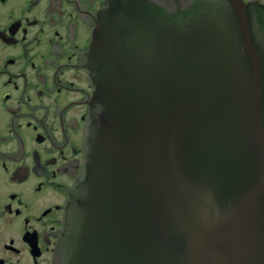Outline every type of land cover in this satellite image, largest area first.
I'll list each match as a JSON object with an SVG mask.
<instances>
[{"label": "water", "instance_id": "95a60500", "mask_svg": "<svg viewBox=\"0 0 264 264\" xmlns=\"http://www.w3.org/2000/svg\"><path fill=\"white\" fill-rule=\"evenodd\" d=\"M115 4L59 264H264V3Z\"/></svg>", "mask_w": 264, "mask_h": 264}, {"label": "flooded vegetation", "instance_id": "af4514ba", "mask_svg": "<svg viewBox=\"0 0 264 264\" xmlns=\"http://www.w3.org/2000/svg\"><path fill=\"white\" fill-rule=\"evenodd\" d=\"M118 7L0 0V264H59L93 114V34Z\"/></svg>", "mask_w": 264, "mask_h": 264}]
</instances>
